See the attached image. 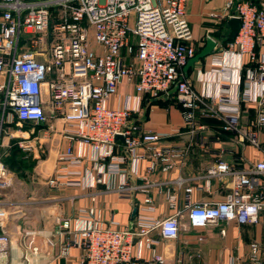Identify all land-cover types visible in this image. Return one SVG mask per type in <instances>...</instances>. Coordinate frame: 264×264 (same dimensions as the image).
I'll return each mask as SVG.
<instances>
[{
	"label": "built area",
	"instance_id": "built-area-1",
	"mask_svg": "<svg viewBox=\"0 0 264 264\" xmlns=\"http://www.w3.org/2000/svg\"><path fill=\"white\" fill-rule=\"evenodd\" d=\"M187 1L0 0V74L4 77L0 82V149L7 143L5 137H16L18 132L29 139L24 125L45 123L48 104L64 122L67 143L47 181L50 186L74 184L68 176L86 161L96 172L87 186L105 183L106 174H125L127 160L135 172L147 158L148 172L158 164L167 171L183 156L184 148L157 146L161 137L143 130L136 117L144 109L145 97L156 99L172 90L185 125H193L199 112L217 114L223 131L243 133L259 151V158L247 167L231 168L218 161L208 170L209 176L228 175L230 191L215 202L191 203L187 195L184 214L188 225L202 228L220 221L256 222L264 211V143L259 138V127L264 125V45L259 54L255 52L256 45L264 42V8L247 0H227L221 13L210 14L240 20L237 35L223 50L239 58V91L229 98L222 90L211 95L199 93L184 77L183 67L196 53L185 14ZM244 55L249 56L251 67L243 74ZM220 60L217 56L213 63ZM123 82L131 85L132 93L125 95L120 107L110 108L107 100ZM206 99L216 101V108ZM242 104L256 110L246 128L239 121ZM74 143H79L78 149ZM19 146L30 147L21 142ZM85 146L91 149L89 158L84 155ZM144 180L139 187L142 191L151 185L146 177ZM11 185V173L0 157V264L9 258L6 223L11 209H19L12 208V201L5 198ZM130 189L126 182L115 187L126 197ZM168 201L175 209L173 195ZM153 210L152 199L146 195L130 229L100 222L87 224V220L72 228L71 219L63 218L55 230L57 256L66 257L71 248L79 247L80 264H164V256L154 247L159 238L177 237L183 211L157 220L147 214ZM29 249L32 264H44L38 247L30 244ZM142 249L150 255L143 257ZM229 264H264V245L250 243L245 261L232 257Z\"/></svg>",
	"mask_w": 264,
	"mask_h": 264
},
{
	"label": "crops",
	"instance_id": "crops-1",
	"mask_svg": "<svg viewBox=\"0 0 264 264\" xmlns=\"http://www.w3.org/2000/svg\"><path fill=\"white\" fill-rule=\"evenodd\" d=\"M232 1L236 3L241 0ZM251 1L264 8V0ZM226 2L227 0L187 1L185 14L192 30L196 52L205 45L207 38L215 42V47L208 56L196 62L184 77L191 81L199 93L211 95L222 90L230 98L236 97L239 91V58L234 53H223L229 42L227 21L230 17L210 16L211 13H221ZM233 10L234 8L231 12ZM224 39L228 41L225 42ZM263 45L264 42L256 45V54L262 51ZM217 56L221 60L213 63V58ZM248 67H251L250 59L248 55H244L243 71L241 70L243 74ZM3 80L4 77L0 74V82ZM172 92L174 91L148 102L136 117L143 130L161 137L157 146L184 148L183 156L175 160L173 167L167 171H163L162 165L158 164L152 172H148L147 158L139 162L135 172L133 163L127 160L125 174H106L105 183L87 186L85 184L95 177L96 172L91 169L90 161H86L81 167L72 169L77 173L68 176L67 179L74 184L50 186L47 181L55 173L57 156L67 144L63 137L64 122L60 114H54L47 104L45 112L50 115H47L45 123L40 126L24 125V129L30 133L31 144L41 145L42 141V147L47 150V157L40 161L34 172L36 185L45 191L47 209L45 213L24 206L18 210L11 209L6 223V230L10 235L6 264H32L30 244L38 247L44 264H80L82 250L79 247L71 248L66 257L57 256L59 247L56 244L55 230L61 219H71L72 228L82 226L84 220H87V224L100 222L109 227L130 229L135 224L138 207L146 195L151 197L154 205V210L147 213L153 219H164L176 210L183 211L176 238L160 239L157 236L159 242L154 250L164 256V264H229L232 257L245 261L250 243L259 242L264 245V211L256 222L220 221L216 225L202 228L188 225L184 214L187 195L191 203L215 202L223 200L230 191L231 178L228 175L209 176L208 170L218 161L227 163L231 168L247 167L259 158V151L247 141L243 133L223 131V121L217 114L202 115L199 112L193 125H185L181 105ZM131 93V85L123 82L116 94L108 98L107 105L110 108L120 107L125 95ZM44 98L47 100L46 95ZM205 102L214 109L217 106L216 101L206 99ZM255 116L253 106L241 105L239 121L242 127L249 126ZM73 146L78 149L79 143H74ZM83 149L85 157L89 158L92 155L90 147L85 146ZM37 150L33 148L35 156H38ZM144 177L151 182L145 188L146 191L139 188L145 184ZM78 182L81 184H77ZM121 182H126L131 188L127 197L115 190ZM21 188V182H14L10 188L11 193H8L9 189L4 192L5 198L20 201ZM169 195L174 196L175 209L169 205ZM134 208L136 212L132 214ZM222 229L225 230L224 234L220 233ZM140 254L148 257L150 251L142 249Z\"/></svg>",
	"mask_w": 264,
	"mask_h": 264
},
{
	"label": "rangeland",
	"instance_id": "rangeland-1",
	"mask_svg": "<svg viewBox=\"0 0 264 264\" xmlns=\"http://www.w3.org/2000/svg\"><path fill=\"white\" fill-rule=\"evenodd\" d=\"M47 115H50V113H47ZM260 133V141L264 143V125L259 127V134ZM19 135L20 133L18 132L16 137H5L7 143L0 149L1 160H3L11 173L12 184L14 182L22 183V198L19 199L20 201H18V199H11L12 208H21L23 206L27 208L32 207L39 213H45L47 209V200L44 198L45 191L36 185L35 182L37 178L34 172L40 161L47 157V150L44 149V146L42 147V141L41 145L40 143L33 145L29 139L20 137ZM20 142L23 143V145L30 146L29 149L20 147ZM33 148L38 149V156L33 154ZM11 186L8 188V193H11Z\"/></svg>",
	"mask_w": 264,
	"mask_h": 264
},
{
	"label": "water",
	"instance_id": "water-1",
	"mask_svg": "<svg viewBox=\"0 0 264 264\" xmlns=\"http://www.w3.org/2000/svg\"><path fill=\"white\" fill-rule=\"evenodd\" d=\"M227 24L229 26L227 39L229 41H232L238 33L240 20L237 17H231L230 19H228ZM214 47L215 42L211 38H207L205 45L201 49H199L193 57L188 59L187 63L183 67L184 75H187L188 70L192 68L196 62L208 56L213 51ZM116 138L120 139L121 141L123 140L121 136H117ZM135 212L136 208L133 209L132 214H134Z\"/></svg>",
	"mask_w": 264,
	"mask_h": 264
},
{
	"label": "trees",
	"instance_id": "trees-1",
	"mask_svg": "<svg viewBox=\"0 0 264 264\" xmlns=\"http://www.w3.org/2000/svg\"><path fill=\"white\" fill-rule=\"evenodd\" d=\"M251 1V0H250ZM251 2H253V1H251ZM224 41L226 42V41H228L227 39H224ZM172 93H174V92H172ZM175 94V93H174ZM164 95V94H163ZM161 97V96H160ZM157 99H159V98H157ZM157 99H149L148 97H145L144 98V100H143V107L145 108L146 106H147V103L148 102H153V101H155V100H157Z\"/></svg>",
	"mask_w": 264,
	"mask_h": 264
},
{
	"label": "flooded vegetation",
	"instance_id": "flooded-vegetation-1",
	"mask_svg": "<svg viewBox=\"0 0 264 264\" xmlns=\"http://www.w3.org/2000/svg\"><path fill=\"white\" fill-rule=\"evenodd\" d=\"M40 125H42V124H39V125H37V126H40Z\"/></svg>",
	"mask_w": 264,
	"mask_h": 264
}]
</instances>
